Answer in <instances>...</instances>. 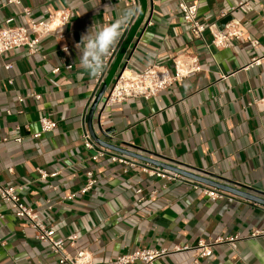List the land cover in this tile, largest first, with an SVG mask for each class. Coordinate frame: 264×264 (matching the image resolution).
Here are the masks:
<instances>
[{
    "label": "crops",
    "instance_id": "1",
    "mask_svg": "<svg viewBox=\"0 0 264 264\" xmlns=\"http://www.w3.org/2000/svg\"><path fill=\"white\" fill-rule=\"evenodd\" d=\"M186 1H197V20L205 25L202 38L183 22L177 0H137L140 12L124 30L101 83L136 21L137 30L91 117L97 137L121 150L93 139L98 147L180 174L179 180L148 176L134 167L123 172L122 165L107 157L92 160L97 146L87 149L82 142L101 83L79 67L75 45L93 24H107L135 6L129 0H21L18 5L0 0V27L8 17L13 26L27 25L69 10L62 38L51 32L41 37L34 54L19 47L0 55V184L20 187V199L57 237L76 235L72 243L65 240L69 254L86 249L94 264H107L137 248L196 245L199 239L238 234L235 247L216 244L211 256L189 249L153 264H264V234L252 236L264 231L263 203L231 192L211 199L202 191L211 185L151 161L264 198V110L248 104L264 95V0ZM225 16L241 31V39L215 47L211 30L223 29ZM247 38L258 44L253 47ZM191 56H197L201 69L157 95L104 106L123 65L140 69L153 63L173 71L174 61ZM30 93L40 98L17 100ZM40 116L57 126L36 138ZM18 136L21 140L15 141ZM38 169L56 174L41 178ZM89 171L96 183L81 193ZM0 240V264H58V255L36 240L29 222L1 198Z\"/></svg>",
    "mask_w": 264,
    "mask_h": 264
},
{
    "label": "built area",
    "instance_id": "2",
    "mask_svg": "<svg viewBox=\"0 0 264 264\" xmlns=\"http://www.w3.org/2000/svg\"><path fill=\"white\" fill-rule=\"evenodd\" d=\"M130 3L138 7L137 0H129ZM21 0H7L8 4H20ZM247 2H239L238 5L246 4ZM1 7V5H0ZM234 8V7H232ZM177 9L181 13L183 22L186 23L195 37L202 38V33L205 30V25L197 20L198 5L197 1L188 2L186 0H177ZM22 11L29 15V9L24 7ZM69 10L66 8L59 9L50 13L45 19L33 20L31 19L27 25H11L12 17L4 20V25L0 27V55L6 51L15 48L25 47L30 54L38 51V45L42 36L57 32V37H63V29L69 19ZM212 39L211 44L215 47H226L230 44L232 39H241V31L229 20L225 23L223 29L211 30ZM250 44L254 47L258 44L257 40L247 38ZM68 49V46L62 50ZM116 53V48H113L109 55L106 57V70L109 67ZM259 58L254 59L253 63L258 64ZM9 64L4 65L5 69L9 68ZM67 65L66 68H70ZM201 69L197 56H191L188 61L181 62L180 60L174 61V69L170 71L167 68L158 66L156 64H148L140 69H132L125 64L119 71L118 75L112 82L109 90L107 91L103 104L105 107L112 106L116 103H121L129 98H144L149 99L157 95L160 91L169 87L173 82L181 80L183 77L191 75L192 73ZM59 68H54L53 71L57 72ZM105 70V71H106ZM104 71V72H105ZM102 75L97 76L95 81L101 83ZM26 97L40 98V94L30 93L25 96H18L19 102L23 101ZM249 105H254L259 110H264V95L258 98H251L248 102ZM7 113H10L7 110ZM40 129L33 133V137H39L44 132H50L57 126L55 120L47 117L40 116L38 119ZM19 129V126L16 127ZM82 142L85 148L94 149L97 146L94 154L91 155L92 160H97L100 157H107L109 161L119 163L122 165L123 172H128L130 168H138L140 171L145 172L148 176H156L167 179H183V176L176 173L166 172L165 170L152 166L149 163L139 161L135 158L128 157L123 154L110 152L107 148L98 147L99 145L91 137L89 131L84 130L82 135ZM5 140V139H2ZM15 141H20L21 137H16ZM10 170V169H9ZM41 178L54 176L56 173H46L42 169L37 170ZM88 179L85 185L81 188L80 192L85 193L91 189L95 182L92 172H87ZM197 186V185H196ZM20 187L4 186L0 184V198L1 200L10 204L14 214L17 217H23L29 225L34 229L35 239L47 244L52 253L58 255V264H94L92 255L86 249H78L74 254H69L64 249L65 240L72 243L77 238L75 234L67 235L65 238L57 237L55 230L52 226L47 225L38 213L31 207L26 205L19 197L18 191ZM138 189L137 192H140ZM203 193L211 199L222 198L228 192L218 190L214 187H203ZM73 195L68 196L71 198ZM264 234L263 230H256L252 236ZM240 238L238 234L230 235L227 237H217L214 240L207 242L199 239L196 245L188 244H173L172 247L161 248H137L127 253L120 254L115 258L109 259L107 264H153L154 260L159 259L167 254L179 252L183 250L194 249L198 256L207 257L212 254V247L219 243H228L230 246L235 247V240ZM1 242V240H0Z\"/></svg>",
    "mask_w": 264,
    "mask_h": 264
},
{
    "label": "clouds",
    "instance_id": "3",
    "mask_svg": "<svg viewBox=\"0 0 264 264\" xmlns=\"http://www.w3.org/2000/svg\"><path fill=\"white\" fill-rule=\"evenodd\" d=\"M140 12L138 7H129L118 12L107 24H93L79 43L75 45L78 52L79 67L91 77H97L106 70V57L116 47L124 30ZM67 51V48H65Z\"/></svg>",
    "mask_w": 264,
    "mask_h": 264
},
{
    "label": "water",
    "instance_id": "4",
    "mask_svg": "<svg viewBox=\"0 0 264 264\" xmlns=\"http://www.w3.org/2000/svg\"><path fill=\"white\" fill-rule=\"evenodd\" d=\"M231 19L230 16H225L221 19V25L224 27L225 23H227L229 20ZM137 27H138V21H136L133 25V27L131 28V30L129 31V33L127 34V36L125 37L121 47H120V50L117 54V56L115 57V60L113 61L112 63V66L110 67L107 75L105 76L103 82L101 83L100 87H99V91L96 92L95 96H94V99L91 103V106L89 107V111L87 113V123H88V127H89V131L91 133V136L92 138L100 145H102L103 147H108V148H111V149H114V150H121V149H118V147L116 146H113L107 142H104L102 141L101 139H99V137H97V135L94 133L93 129H92V126H91V117H92V114H93V111L94 109L96 108L97 104L100 102V100L102 99V97L104 96L109 84H110V81L111 79L113 78L122 58H123V54L125 53L127 47L129 46L136 30H137ZM124 66V65H123ZM122 66V67H123ZM122 69V68H121ZM106 134H108V132L106 131L105 132ZM123 152H126L123 150ZM130 155H133V156H136L138 157L139 155H136V153H128ZM152 162H154L155 164H159L160 166H163L164 168H167L169 170H172V171H176V172H179L183 175H187V176H190L194 179H196L197 181H200V182H204V183H207L209 185H211L212 187H215L219 190H223L225 192H231L233 194H236V195H239V196H242L244 198H247L249 200H252V201H256L258 203H263L264 204V198L262 197H259V196H256V195H253L249 192H247L246 190H243V189H238V188H235V187H231V186H228V185H225V184H221V183H218L216 181H212L211 179H208L206 177H203L201 175H196L194 173H191V172H187L183 169H179V168H176V167H173V166H169L167 164H162L158 161H155V160H151Z\"/></svg>",
    "mask_w": 264,
    "mask_h": 264
}]
</instances>
